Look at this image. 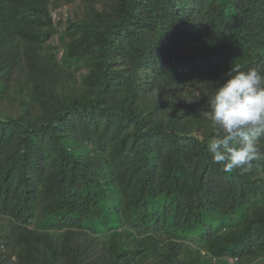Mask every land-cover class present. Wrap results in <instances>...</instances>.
Segmentation results:
<instances>
[{"label": "trees", "instance_id": "1", "mask_svg": "<svg viewBox=\"0 0 264 264\" xmlns=\"http://www.w3.org/2000/svg\"><path fill=\"white\" fill-rule=\"evenodd\" d=\"M234 64L264 0H0V264H264V159L207 150Z\"/></svg>", "mask_w": 264, "mask_h": 264}, {"label": "clouds", "instance_id": "2", "mask_svg": "<svg viewBox=\"0 0 264 264\" xmlns=\"http://www.w3.org/2000/svg\"><path fill=\"white\" fill-rule=\"evenodd\" d=\"M207 99L204 117L218 128L207 150L222 170L232 172L264 159L257 140L264 135V73L259 65L234 64Z\"/></svg>", "mask_w": 264, "mask_h": 264}, {"label": "rangeland", "instance_id": "3", "mask_svg": "<svg viewBox=\"0 0 264 264\" xmlns=\"http://www.w3.org/2000/svg\"><path fill=\"white\" fill-rule=\"evenodd\" d=\"M231 263H233V261H231Z\"/></svg>", "mask_w": 264, "mask_h": 264}]
</instances>
